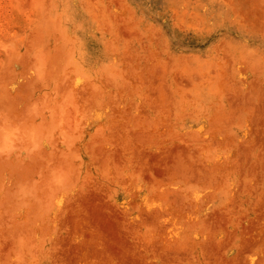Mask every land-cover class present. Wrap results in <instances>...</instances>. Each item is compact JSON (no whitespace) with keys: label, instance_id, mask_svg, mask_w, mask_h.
<instances>
[{"label":"rangeland","instance_id":"1","mask_svg":"<svg viewBox=\"0 0 264 264\" xmlns=\"http://www.w3.org/2000/svg\"><path fill=\"white\" fill-rule=\"evenodd\" d=\"M0 264H264V0H0Z\"/></svg>","mask_w":264,"mask_h":264}]
</instances>
